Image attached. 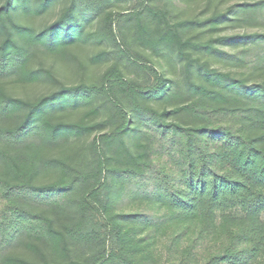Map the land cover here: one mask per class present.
<instances>
[{
    "label": "trees",
    "instance_id": "obj_1",
    "mask_svg": "<svg viewBox=\"0 0 264 264\" xmlns=\"http://www.w3.org/2000/svg\"><path fill=\"white\" fill-rule=\"evenodd\" d=\"M0 264H264V0H0Z\"/></svg>",
    "mask_w": 264,
    "mask_h": 264
},
{
    "label": "rangeland",
    "instance_id": "obj_2",
    "mask_svg": "<svg viewBox=\"0 0 264 264\" xmlns=\"http://www.w3.org/2000/svg\"><path fill=\"white\" fill-rule=\"evenodd\" d=\"M127 4L129 5V4H131V2L127 1V2L124 3V5H127ZM261 29H262V28H259V29H257V30H258V31H261ZM253 30H255V29H249L248 31L250 32V31H253ZM226 31L230 32V30H227V29H226ZM234 32L242 33L243 31H242V30H239V29H235ZM121 195H122V194H121ZM125 202H127L126 199H123V200L119 201L118 206H117V207H119V208H117V209H118V210H124V211H126V212L129 211V210H133V211H134V208H133L131 205L126 204ZM162 238H164V237H162ZM161 243H162L163 245H161ZM166 243H167V238H164V239H163V242H161V240H159V241L155 244V248H156V250H158L159 252L162 253V259L165 258L166 252L164 251L163 247H161V246H164ZM158 245L160 246L159 249H157ZM152 251H153V250H152ZM153 252L155 253V251H153Z\"/></svg>",
    "mask_w": 264,
    "mask_h": 264
}]
</instances>
